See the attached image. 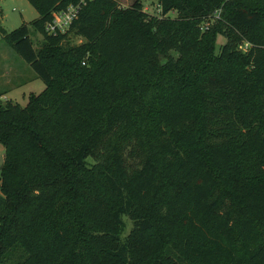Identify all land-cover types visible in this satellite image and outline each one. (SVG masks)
Returning a JSON list of instances; mask_svg holds the SVG:
<instances>
[{"label":"trees","instance_id":"trees-1","mask_svg":"<svg viewBox=\"0 0 264 264\" xmlns=\"http://www.w3.org/2000/svg\"><path fill=\"white\" fill-rule=\"evenodd\" d=\"M27 1L0 32L45 87L0 103V264H264V0H87L56 35L78 0Z\"/></svg>","mask_w":264,"mask_h":264},{"label":"rangeland","instance_id":"rangeland-1","mask_svg":"<svg viewBox=\"0 0 264 264\" xmlns=\"http://www.w3.org/2000/svg\"><path fill=\"white\" fill-rule=\"evenodd\" d=\"M120 8L130 6L136 0H117ZM144 11L149 14H159L160 8L158 0H138ZM169 17H175V12H169ZM38 17L37 10L29 4L27 0H0V28L6 32L14 28L26 24ZM216 17V16H215ZM209 21L203 23L207 26ZM3 34L0 32V103L11 101L24 106L28 101L30 93L38 94L41 92L45 84L38 78L30 65L26 63L11 47L4 43ZM34 47H37L41 35L32 36ZM72 44H79L83 38L70 34ZM225 42L222 35H217L214 42V53ZM247 44L237 47L238 50L244 51ZM4 158V149L0 144V166ZM126 226L124 235L131 228V221L125 217Z\"/></svg>","mask_w":264,"mask_h":264},{"label":"built area","instance_id":"built-area-1","mask_svg":"<svg viewBox=\"0 0 264 264\" xmlns=\"http://www.w3.org/2000/svg\"><path fill=\"white\" fill-rule=\"evenodd\" d=\"M87 0H78L75 4L68 5L65 9L53 12L51 20L45 25L48 34L56 35L65 32L72 21L77 17L78 11Z\"/></svg>","mask_w":264,"mask_h":264}]
</instances>
